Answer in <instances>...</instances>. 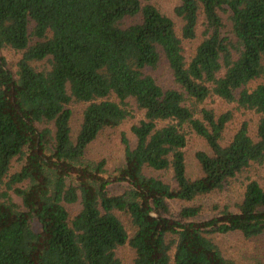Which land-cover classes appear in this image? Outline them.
Masks as SVG:
<instances>
[{
	"label": "trees",
	"instance_id": "1",
	"mask_svg": "<svg viewBox=\"0 0 264 264\" xmlns=\"http://www.w3.org/2000/svg\"><path fill=\"white\" fill-rule=\"evenodd\" d=\"M151 1L0 0V264H122L125 247L131 264H241L213 237L264 241V0H178L179 29ZM209 100L256 115L253 133L243 121L223 141L232 112ZM136 112L106 177L87 149ZM191 136L206 149L189 178ZM235 181L238 202L201 218L191 203Z\"/></svg>",
	"mask_w": 264,
	"mask_h": 264
},
{
	"label": "rangeland",
	"instance_id": "2",
	"mask_svg": "<svg viewBox=\"0 0 264 264\" xmlns=\"http://www.w3.org/2000/svg\"><path fill=\"white\" fill-rule=\"evenodd\" d=\"M151 3L162 14L175 20L177 28H180L179 20L175 19L172 15V9L178 3V0H153ZM130 22L132 21L128 20V23ZM196 43L197 40L183 43L182 47L186 56L192 52ZM4 55L8 67L12 68L15 60L17 59V55L12 52H5ZM149 74L162 88H167L170 86V76L163 62H160L154 70L149 71ZM257 82L258 81L251 83V86ZM206 106L207 108L212 109L216 114L225 113L227 111L232 112V118L227 124L223 133V141H226L232 135L238 125L243 121L247 122L249 133H253L256 123V115L250 112L236 110L234 105L226 104L218 100H209L206 103ZM71 108L73 110V117L71 119L70 125L72 131H75V128L79 122V113L81 112L83 106L79 104H72ZM133 115V118L127 119L115 130L105 131L99 135L87 149L86 156L89 159H102L105 162L104 169L107 172V175H105L106 177L115 175L116 169L122 163V145L120 142V134H124L126 138L131 139L129 128L141 118V114L139 112H136ZM205 149L206 148L204 144L198 138L191 136L188 139L184 153L187 175L189 178L196 177L199 173V169L197 168V165L193 159L194 152ZM263 178L264 174L262 172L260 180L262 184ZM109 189L113 193H116L118 186L117 184L116 186L112 185L109 187ZM241 191L242 185L239 181H235L230 187L220 192L211 193L205 197L199 198L191 204L201 206L203 211L201 218H208L213 214L212 209L214 206H228L232 208L233 205L238 202ZM168 205L170 213L172 215H176L178 210L187 204L170 201L168 202ZM70 210L72 213H74L78 210V206L74 205ZM213 241L217 243L226 258L233 259L241 264H264V241L260 238L244 240L237 233H229L225 235L214 236ZM117 257L121 260L122 264H131L133 252L130 248L125 247L118 250Z\"/></svg>",
	"mask_w": 264,
	"mask_h": 264
}]
</instances>
